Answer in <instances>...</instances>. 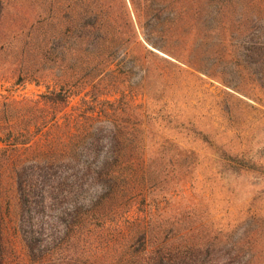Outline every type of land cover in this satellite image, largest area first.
Here are the masks:
<instances>
[{"label": "rangeland", "instance_id": "rangeland-1", "mask_svg": "<svg viewBox=\"0 0 264 264\" xmlns=\"http://www.w3.org/2000/svg\"><path fill=\"white\" fill-rule=\"evenodd\" d=\"M0 1L5 264H264V0Z\"/></svg>", "mask_w": 264, "mask_h": 264}, {"label": "trees", "instance_id": "trees-1", "mask_svg": "<svg viewBox=\"0 0 264 264\" xmlns=\"http://www.w3.org/2000/svg\"><path fill=\"white\" fill-rule=\"evenodd\" d=\"M84 0H78V14L82 15V16H92V15H98V12H104V7L102 5H95V7L93 9H90V6L95 4L94 0H87L88 2H90L91 4H86L85 7H81V2H83ZM3 10V3L2 1H0V16ZM96 15V16H97ZM92 49H85V51L87 52H91ZM58 100H63L61 93L55 94L50 96V101H54V102H58ZM88 131L85 132L84 136H82L83 141L88 139V135L89 133ZM49 152V151H47ZM55 157H53V155H48L47 158L41 159V161H33L29 166H23L21 168V170L18 171V175H17V183H18V191L21 194H25L26 192L28 193H34L37 189V185L32 181V179H25V170H27L28 168L32 169V170H36L39 169V171L41 173H44L42 175V180L44 183V186H46L48 188H54L53 182H52V177H51V173L50 171H52L53 169H55L56 167V161L54 160ZM100 173H103V170L100 171ZM34 175V174H31ZM26 201V200H25ZM74 229V227H72L71 225L67 226V234L70 233L72 230ZM30 232L31 234H33L34 236H36V232H42V228L38 227L36 229V227L34 225H31L30 228ZM39 236L37 237H27V239H25V248L27 251V254L30 257L31 260V264H48V262H46V258L50 252V250L48 249H44V248H40V243L41 241L39 240ZM61 242H59L57 244V246L60 244ZM6 243H5V237H4V228H3V219L1 217L0 214V264H5V259H6ZM174 260V264H182L184 262L182 255L179 254H171V255H167L166 253L163 252H157V254L155 255V258L152 261H148L146 264H169V261Z\"/></svg>", "mask_w": 264, "mask_h": 264}]
</instances>
